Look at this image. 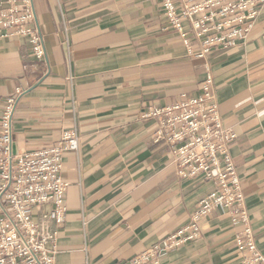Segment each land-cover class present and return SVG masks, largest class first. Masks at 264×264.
<instances>
[{
    "label": "crops",
    "instance_id": "0c3cea01",
    "mask_svg": "<svg viewBox=\"0 0 264 264\" xmlns=\"http://www.w3.org/2000/svg\"><path fill=\"white\" fill-rule=\"evenodd\" d=\"M46 57L18 36H0V118L6 98L25 90L14 115L18 151L79 135L64 155L69 182L56 264H115L184 227L215 188L182 179L170 147L154 142L151 107L199 95L205 60L189 57L166 30L160 0H33ZM255 238L264 253V6L250 34L208 59ZM51 205L33 209L34 217ZM242 225L226 208L201 221V237L162 264H240Z\"/></svg>",
    "mask_w": 264,
    "mask_h": 264
},
{
    "label": "built area",
    "instance_id": "2783aa9c",
    "mask_svg": "<svg viewBox=\"0 0 264 264\" xmlns=\"http://www.w3.org/2000/svg\"><path fill=\"white\" fill-rule=\"evenodd\" d=\"M166 30L180 37L189 57L205 60L201 93L165 107H151L144 117L154 118V142L169 145L182 179L203 175L215 185L184 227L164 237L125 262L162 264L171 252L201 237V221L215 209L226 208L242 225L235 238L240 264H264L255 238L245 193L230 147L237 139L224 124L217 101L209 56L229 50L246 38L264 6V0H160ZM33 0H0V36H18L31 46L38 61L46 57L42 33L36 26ZM25 90L17 87L6 98L0 118V264H56L59 228L66 219L69 182L62 176L66 151L77 150L79 135L65 130L52 146L14 154L13 123ZM51 205L34 217L33 209Z\"/></svg>",
    "mask_w": 264,
    "mask_h": 264
},
{
    "label": "water",
    "instance_id": "95a60500",
    "mask_svg": "<svg viewBox=\"0 0 264 264\" xmlns=\"http://www.w3.org/2000/svg\"><path fill=\"white\" fill-rule=\"evenodd\" d=\"M13 152H14V154H17L19 152L16 142L13 143Z\"/></svg>",
    "mask_w": 264,
    "mask_h": 264
}]
</instances>
